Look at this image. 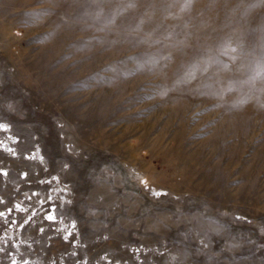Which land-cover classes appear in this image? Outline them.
Here are the masks:
<instances>
[{
    "label": "rangeland",
    "instance_id": "374dc122",
    "mask_svg": "<svg viewBox=\"0 0 264 264\" xmlns=\"http://www.w3.org/2000/svg\"><path fill=\"white\" fill-rule=\"evenodd\" d=\"M0 126V264H264V0H0Z\"/></svg>",
    "mask_w": 264,
    "mask_h": 264
},
{
    "label": "snow or ice",
    "instance_id": "6c2138e0",
    "mask_svg": "<svg viewBox=\"0 0 264 264\" xmlns=\"http://www.w3.org/2000/svg\"><path fill=\"white\" fill-rule=\"evenodd\" d=\"M9 107H11V105H9ZM2 127V126H0ZM0 176H7V172H3V171H0ZM58 179V178H57ZM156 195H159V193H156ZM49 200H51V196H49ZM17 209L20 208V205H16ZM56 212H57V207L55 204H52L48 214L45 216V219L49 222H52V223H56L58 218L56 216ZM4 214L2 212H0V216H3ZM62 217L60 218V220L62 221ZM14 223V221H13ZM76 227V224L75 222H73L71 224V228H75ZM41 232H43V229L40 230ZM73 235V232L72 231H68L67 232V235L64 237L65 239V242H67V239L69 236H72ZM76 244L74 243L73 244V247H75ZM4 249L2 247H0V252H3ZM9 255H12L11 253ZM11 264H30V261L28 259H24L23 261H18L17 259H12L11 261ZM84 264H86V261H84Z\"/></svg>",
    "mask_w": 264,
    "mask_h": 264
}]
</instances>
